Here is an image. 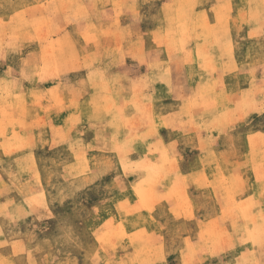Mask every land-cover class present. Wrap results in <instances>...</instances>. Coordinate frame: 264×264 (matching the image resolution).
I'll return each instance as SVG.
<instances>
[{
	"label": "rangeland",
	"instance_id": "374dc122",
	"mask_svg": "<svg viewBox=\"0 0 264 264\" xmlns=\"http://www.w3.org/2000/svg\"><path fill=\"white\" fill-rule=\"evenodd\" d=\"M263 6L0 0V264H264Z\"/></svg>",
	"mask_w": 264,
	"mask_h": 264
},
{
	"label": "bare ground",
	"instance_id": "6f19581e",
	"mask_svg": "<svg viewBox=\"0 0 264 264\" xmlns=\"http://www.w3.org/2000/svg\"><path fill=\"white\" fill-rule=\"evenodd\" d=\"M249 4H250V3H249ZM222 7H223V6H222ZM263 7H264V6H263ZM246 8H247V7H246ZM225 10H226V9H224V11H225ZM256 10H258V9H256ZM261 10H262V9H261ZM254 11H255V10H253V12H254ZM225 12H227V11H225ZM258 12H259V10H258ZM203 13H204V11H203ZM255 13H256V11H255ZM259 13H260V12H259ZM251 14H252V13H251ZM220 15H221V14H220ZM252 15H253V14H252ZM252 15H251V16H252ZM223 16H224V15H222V17H223ZM200 17H202V15H201ZM205 17H206V16H205ZM225 17H226V16H225ZM254 17H255V14H254ZM206 18H207V17H206ZM226 19H228V17H227ZM201 20H202V19H201ZM220 20H221V19H220ZM222 20H223V19H222ZM228 20H229V19H228ZM188 22H189V21H188ZM228 22H229V21H228ZM207 23H208V22H207ZM228 24H229V23H228ZM206 25H207V24H206ZM208 25H209V24H208ZM197 28H198V27H196V29H197ZM203 29H204V28H203ZM203 29H202V31H203ZM221 29H222V28H221ZM180 30H181V29H180ZM184 30H185V29H184ZM200 30H201V29H200ZM209 30H210V29H209ZM206 31H207V30H206ZM222 31H223V30H222ZM222 31H221V32H222ZM209 32H210V31H209ZM214 32L217 33L216 30H215ZM221 32H218V33H221ZM172 33H173V32H172ZM202 33H203V32H201V34H202ZM210 33H212V31H211ZM215 33H214V34H215ZM229 33H230V32H229ZM230 34H231V33H230ZM204 35H205V34H204ZM206 35H207V34H206ZM216 35H217V34H216ZM220 35H221V34H220ZM179 36H180V35H179ZM211 36H213V35L211 34ZM217 36H219V35H217ZM217 36H216V37H217ZM230 37H231V36H230ZM124 39H125V38H124ZM213 39H214V38H213ZM215 39H216V38H215ZM173 40H174V39H173ZM204 40H205V39H204ZM204 40H202V41H204ZM231 40H232V39H231ZM233 41H234V40H233ZM174 42H175V41H174ZM232 51H233V50H232ZM225 53H226V52H225ZM232 54H233V53H232ZM225 57H226V56H225ZM227 58H228V57H227ZM222 60H223V59H222ZM228 60H229V59H228ZM236 60H237V59H236ZM177 61H178V60H177ZM240 62H241V61H240ZM242 62H243V61H242ZM225 63H226V62H225ZM227 63H228V62H227ZM209 64H210V62H209ZM236 64H237V63H236ZM222 65H223V64H222ZM239 65H240V64H239ZM212 66H213V64H212ZM229 66H230V65H229ZM235 66H236V65H235ZM226 67H228V66H226ZM206 68H207V65H206ZM213 68H215V67L213 66ZM220 68H221V67H220ZM222 68H223V66H222ZM203 69H204V68H203ZM227 69H228V68H227ZM229 69H230V67H229ZM214 70H215V69H214ZM205 71H206V70H205ZM235 73H236V72H235ZM215 75H216V74H215ZM233 76H234V75H233ZM222 80H223V79H222ZM214 82H216V81H214ZM207 88H208V87H207ZM240 88H241V87H240ZM194 95H195V93H194ZM230 95H231V94H230ZM227 96H228V95H227ZM228 98H229V97H228ZM228 98H227V99H228ZM231 98H233V96H232ZM238 99H239V98H238ZM19 100H20V99H19ZM228 100H229V99H228ZM133 103H134V101H133ZM216 104H217V103H216ZM18 105H19V104H18ZM140 106H141V105H140ZM116 109H117V108H116ZM140 109H141V108H140ZM189 109H190V108H189ZM145 110H146V109H145ZM142 111H143V110H142ZM116 115H117V114H116ZM147 115H148V114H147ZM73 116H74V115H73ZM145 116H146V115H145ZM207 117H208V116H207ZM120 118H121V117H120ZM67 119H68V118H67ZM67 119H66V120H67ZM209 119H210V118H209ZM121 120H123V119H121ZM145 120H146V119H145ZM150 120H151V119H150ZM168 121H169V120H168ZM122 122H124V121H122ZM208 122H209V121H208ZM136 123H137V122H136ZM60 125H61V124H60ZM60 125H59V126H60ZM127 125H128V124H127ZM154 125H155V124H154ZM148 146H149V145H148ZM117 147H118V146H117ZM149 147H150V146H149ZM119 149H120V148H119ZM143 149H144V148H143ZM157 150H158V149H157ZM146 151H147V150H146ZM163 151H164V150H163ZM164 153H165V152H164ZM218 155H219V154H218ZM160 158L163 159V156H161ZM221 159H222V158H221ZM156 160H157V159H156ZM166 160H167V159H166ZM163 161H164V160H163ZM220 161H221V160H220ZM158 162H160V161H158ZM164 162H165V161H164ZM164 162H162V163H163L162 165H164ZM259 162H260V161H259ZM86 164H87V162H86ZM150 164H151V163H150ZM155 164H156V163H155ZM166 164H167V163H166ZM156 165H157V164H156ZM171 165H172V164H171ZM226 165H227V164H226ZM149 166H152V165H149ZM149 166H147V167H149ZM160 166H161V165H160ZM163 167H164V166H163ZM171 167H172V166H171ZM224 167H225V166H224ZM165 168H168V167H165ZM165 168H163V169H165ZM226 168H227V167H226ZM85 169H87V168H85ZM153 169H155V168H153ZM153 169L151 168V171H152ZM157 169H158V166H157L156 170H157ZM237 170H238V169H236V171H237ZM159 171H160V170L158 169V172H159ZM169 171H170V170H169ZM171 171H172V169H171ZM238 171H239V170H238ZM152 172H153V171H152ZM160 172H161V171H160ZM160 172H159V173H160ZM165 172H166V171H165ZM173 172H174V171H173ZM220 172H221V171H220ZM154 173H155V172H154ZM222 173H223V172H222ZM236 173H237V172H236ZM243 173H244V172H243ZM160 174H161V173H160ZM151 175H152V173H151ZM158 175H159V174H158ZM233 175H234V174H233ZM237 175H238V176H237ZM237 175H234V177L237 176L236 181L239 180V179H238L239 176L242 177V174L239 175V172H238ZM152 176H154V175H152ZM162 176H163V175H162ZM222 176H223V175H222ZM37 177H38V176H37ZM37 177H36V178H37ZM216 177H217V176H216ZM158 178H159V177H158ZM206 178H207V177H206ZM38 179H39V178H38ZM38 179H37V180H38ZM177 179H178V178H177ZM223 179H224V177H223ZM227 180H228V179H227ZM243 180H244V179H243ZM243 180H241V178H240V181H243ZM214 181H215V179H214ZM225 181H226V180H225ZM178 182H179V181H178ZM207 182H208V181H207ZM36 183H37V181H36ZM238 183H240V182L238 181ZM243 183H244V182H243ZM173 185H174V184H173ZM178 185L180 186V184H178ZM178 185L175 186V187L178 188ZM172 187H173V186H172ZM140 188H141V187H140ZM212 188H214V187H212ZM219 188H220V187H219ZM172 189H173V188H172ZM175 189H176V188H175ZM182 189H183V187H182ZM215 189H216V188H215ZM143 190H144V188H143ZM146 190H147V189H146ZM139 191H142V189H140ZM172 191H173V190H172ZM172 191H171V192H172ZM202 191H203V190H202ZM152 192H153V191H152ZM173 192H174V191H173ZM146 193H147V192H144V191H143V192L140 193L139 196L141 197V196H142L141 194H143L144 196H146V195H145ZM166 193H167V192H166ZM172 194L174 195V193H172ZM212 194H213V193H212ZM217 195H218V194H217ZM41 197H42V196H41ZM140 197H139V199H140ZM144 199H145V198L143 197V199H141V200H144ZM149 199H150V198H149ZM170 199H171V198H170ZM187 199H188V198H187ZM165 200H166V199H165ZM225 200H226V199H225ZM30 201H31V200H30ZM150 201H152V200H150ZM174 201H175V200H174ZM186 201H187V200H186ZM188 201H189V200H188ZM246 201H247V200H246ZM246 201H244V202H246ZM142 202H144V201H142ZM225 202H226V201H225ZM249 203H250V202H249ZM187 206H188V205H187ZM187 211H188V210H187ZM123 212H124V211H123ZM126 212H127V211H126ZM183 212H184V211H183ZM257 212H258V211H257ZM259 213H260V212H259ZM259 213H258V214H259ZM258 214H257V215H258ZM254 215H255V214H254ZM263 215H264V214H263ZM258 216H259V215H258ZM252 219H253V218H252ZM252 219H251V220H252ZM111 220H112V219H111ZM260 221H261V220H260ZM111 222H112V221H111ZM253 222H254V219H253ZM255 222H256V221H255ZM258 222H259V221H258ZM262 222H263V221H262ZM110 224H111V226L114 225V224L112 225V223H110ZM250 225H251V224H250ZM253 228H254V227H253ZM256 228H257V227H256ZM261 228H262V227H261ZM261 228H260V229H261ZM137 230H138V229H137ZM237 230H238V229H237ZM263 230H264V228H263ZM129 234H130V233H129ZM132 234L135 235V233H132ZM210 234H211V233H210ZM258 234H259V233H258ZM258 234H257V236H259ZM263 234H264V233H263ZM136 235H137V234H136ZM107 236H108V235H107ZM253 236H254V235H253ZM133 237H134V236H133ZM136 237H137V236H136ZM205 237H206V236H205ZM210 237H211V236H210ZM221 237H223V236H221ZM246 237L248 238V236H246ZM254 237H255V236H254ZM254 237H253V238H254ZM262 237H263V235H262ZM214 238H215V237H214ZM128 239H129V236H128ZM228 239H229V238H228ZM229 240H230V239H229ZM102 242H103V241H102ZM217 248H218V247H217ZM222 248H223V247H222ZM226 248H227V247H226ZM224 250H225V249H224ZM249 252H250V251H249ZM195 253H196V252H195ZM203 253H204V252H203ZM216 254H217V253H216Z\"/></svg>",
	"mask_w": 264,
	"mask_h": 264
}]
</instances>
